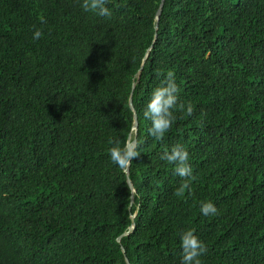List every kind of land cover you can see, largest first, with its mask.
Masks as SVG:
<instances>
[{
    "label": "trees",
    "instance_id": "trees-1",
    "mask_svg": "<svg viewBox=\"0 0 264 264\" xmlns=\"http://www.w3.org/2000/svg\"><path fill=\"white\" fill-rule=\"evenodd\" d=\"M160 2L0 0V264H179L188 228L201 264H264V0ZM168 72L193 112L157 141L140 113ZM110 140L136 141L128 177Z\"/></svg>",
    "mask_w": 264,
    "mask_h": 264
},
{
    "label": "clouds",
    "instance_id": "clouds-1",
    "mask_svg": "<svg viewBox=\"0 0 264 264\" xmlns=\"http://www.w3.org/2000/svg\"><path fill=\"white\" fill-rule=\"evenodd\" d=\"M108 0H81V8L85 12L94 15L107 17L110 12L107 8ZM41 36L40 29L32 32V39L37 40ZM159 73L157 77L159 78ZM178 88L173 79V74L168 72L159 83L152 88L147 101L144 103L140 115L145 121L150 123L148 134L159 141L172 126L175 119L174 111H183L187 115L193 112L191 102L178 103ZM107 148L109 160L119 167L125 169L138 155L136 145L124 141H109ZM161 161L173 166L174 174L181 178V183L177 189V195L185 190L191 191L189 181L194 179L193 170L189 164V154L185 148L176 144L162 151L159 156ZM217 209L211 201L199 202V213L203 216L215 215ZM180 259L179 264H201L199 257L204 252L203 243L195 235V230L188 228L178 234Z\"/></svg>",
    "mask_w": 264,
    "mask_h": 264
},
{
    "label": "water",
    "instance_id": "water-1",
    "mask_svg": "<svg viewBox=\"0 0 264 264\" xmlns=\"http://www.w3.org/2000/svg\"><path fill=\"white\" fill-rule=\"evenodd\" d=\"M164 2H165V0H161V2H160V5H159V8H158V11H157V13H156V21H158V19H159V16H160V14H161V11H162V8H163V5H164ZM155 29H157V25H156ZM142 68H143V66H141L138 75L141 73ZM133 90H134V87H132V92H133ZM132 92H131V94H130V97H129V101H128V103H129L130 109H131L132 112H133V121H134V122H133V130H134V132H136V130H137V118H136V115H135V113H134L133 106H132ZM128 142H129V141H128ZM129 143L132 144V145H136V141H135V140L132 141V142H129ZM124 172H125L126 176L128 177V166H127V168L125 169ZM127 183H128V185H129V188L132 190V185H131L129 179H127ZM131 203H132V199H131ZM126 264H128V261H126Z\"/></svg>",
    "mask_w": 264,
    "mask_h": 264
}]
</instances>
